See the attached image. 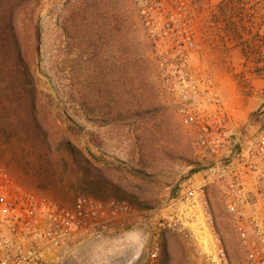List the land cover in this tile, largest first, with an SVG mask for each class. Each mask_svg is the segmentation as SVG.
<instances>
[{"label":"rangeland","instance_id":"obj_1","mask_svg":"<svg viewBox=\"0 0 264 264\" xmlns=\"http://www.w3.org/2000/svg\"><path fill=\"white\" fill-rule=\"evenodd\" d=\"M182 23L198 40L191 65L215 78L232 115L238 153L264 125V0H43L39 13L38 89L54 99L58 125L70 127L67 140L106 166L107 178L121 188L106 200H126L149 213L126 229L132 244L140 241L138 262L153 233L151 213L168 206L181 183L201 170L156 89L154 42ZM70 163L17 139L0 147V165L15 182L62 205L84 196ZM207 195L227 264H250L217 190ZM215 255L165 233L159 264H214Z\"/></svg>","mask_w":264,"mask_h":264},{"label":"built area","instance_id":"obj_2","mask_svg":"<svg viewBox=\"0 0 264 264\" xmlns=\"http://www.w3.org/2000/svg\"><path fill=\"white\" fill-rule=\"evenodd\" d=\"M154 45L159 98L189 137L201 170L181 183L168 206L151 213L153 233L140 264H159L165 233L216 254L212 263L227 264L209 188L217 190L250 264H264V125L234 153L232 115L216 80L191 65L189 52L198 47L192 29L182 23ZM148 214L121 199L58 204L22 188L0 165V264H53L76 240L126 231Z\"/></svg>","mask_w":264,"mask_h":264},{"label":"trees","instance_id":"obj_3","mask_svg":"<svg viewBox=\"0 0 264 264\" xmlns=\"http://www.w3.org/2000/svg\"><path fill=\"white\" fill-rule=\"evenodd\" d=\"M42 6L43 0H0V147L17 139L34 151L66 155L83 188V197H117L122 190L107 178V167L67 140L65 134L70 127L63 130L58 125L54 99L38 89L35 64ZM221 7L222 3L219 11Z\"/></svg>","mask_w":264,"mask_h":264},{"label":"crops","instance_id":"obj_4","mask_svg":"<svg viewBox=\"0 0 264 264\" xmlns=\"http://www.w3.org/2000/svg\"><path fill=\"white\" fill-rule=\"evenodd\" d=\"M221 3H223V1L219 2L217 5L218 10ZM176 196L177 194L170 200H174ZM127 233V231H118L97 238L90 237L76 240L69 246L65 255L62 256L57 263L140 264L141 262H138L140 241L138 239H133L134 244H132L125 236ZM136 235L140 236L139 234Z\"/></svg>","mask_w":264,"mask_h":264}]
</instances>
